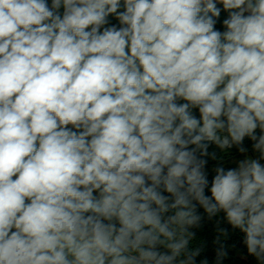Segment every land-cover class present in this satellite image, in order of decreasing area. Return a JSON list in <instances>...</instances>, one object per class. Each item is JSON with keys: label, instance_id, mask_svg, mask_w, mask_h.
<instances>
[{"label": "clouds", "instance_id": "clouds-1", "mask_svg": "<svg viewBox=\"0 0 264 264\" xmlns=\"http://www.w3.org/2000/svg\"><path fill=\"white\" fill-rule=\"evenodd\" d=\"M221 218L264 264V0H0V264H224Z\"/></svg>", "mask_w": 264, "mask_h": 264}, {"label": "trees", "instance_id": "trees-1", "mask_svg": "<svg viewBox=\"0 0 264 264\" xmlns=\"http://www.w3.org/2000/svg\"><path fill=\"white\" fill-rule=\"evenodd\" d=\"M245 143L246 144L249 143L247 138L245 139ZM212 147L215 148V145H213ZM233 154L235 155V150H233ZM215 163L216 161H210L209 167L211 168ZM199 211L202 213L203 209H199ZM221 226L227 227L229 229V235L227 237L221 236V240L226 245H231L233 243L237 244V250L230 251L229 259H227L224 262V264H256V261L253 257L247 256L246 247L241 244V241L243 239L242 233H240L239 230H232L231 226L228 225L226 221H223L222 218H221ZM195 231L197 232V238L194 241V243L198 245L201 242L207 243V248L203 255H206L209 261L211 262L214 259L212 241L218 235L216 231V218H213L212 220H208L207 217L205 216L203 227L200 229H196Z\"/></svg>", "mask_w": 264, "mask_h": 264}]
</instances>
